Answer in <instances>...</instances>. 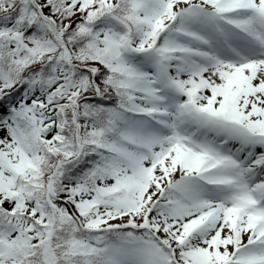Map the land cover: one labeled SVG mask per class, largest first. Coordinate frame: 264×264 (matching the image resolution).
I'll list each match as a JSON object with an SVG mask.
<instances>
[{"label":"snow or ice","instance_id":"snow-or-ice-1","mask_svg":"<svg viewBox=\"0 0 264 264\" xmlns=\"http://www.w3.org/2000/svg\"><path fill=\"white\" fill-rule=\"evenodd\" d=\"M0 264H264V0H0Z\"/></svg>","mask_w":264,"mask_h":264}]
</instances>
